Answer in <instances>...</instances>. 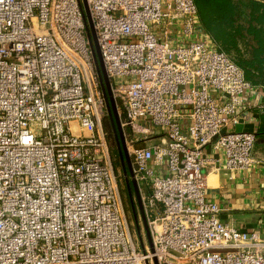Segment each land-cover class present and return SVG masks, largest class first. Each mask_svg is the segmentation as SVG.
Wrapping results in <instances>:
<instances>
[{"label":"built area","instance_id":"1","mask_svg":"<svg viewBox=\"0 0 264 264\" xmlns=\"http://www.w3.org/2000/svg\"><path fill=\"white\" fill-rule=\"evenodd\" d=\"M86 2L152 248L125 215L81 0H0V264H264V234L220 219L204 172L208 145L216 169L252 163L256 133L234 127L253 86L193 0Z\"/></svg>","mask_w":264,"mask_h":264},{"label":"crops","instance_id":"2","mask_svg":"<svg viewBox=\"0 0 264 264\" xmlns=\"http://www.w3.org/2000/svg\"><path fill=\"white\" fill-rule=\"evenodd\" d=\"M246 113L255 133L264 131V93L260 87L245 97ZM208 164L204 169L206 197L221 208L220 219L238 230L264 234V133L256 134L252 163L242 171L216 169L220 156L208 145L204 148Z\"/></svg>","mask_w":264,"mask_h":264},{"label":"trees","instance_id":"3","mask_svg":"<svg viewBox=\"0 0 264 264\" xmlns=\"http://www.w3.org/2000/svg\"><path fill=\"white\" fill-rule=\"evenodd\" d=\"M193 3L201 29L242 70L244 79L264 93V0H193ZM105 129L123 169L109 117ZM261 133L264 131L260 129L256 132ZM126 193L129 196L127 187Z\"/></svg>","mask_w":264,"mask_h":264},{"label":"water","instance_id":"4","mask_svg":"<svg viewBox=\"0 0 264 264\" xmlns=\"http://www.w3.org/2000/svg\"><path fill=\"white\" fill-rule=\"evenodd\" d=\"M81 5L83 8L84 18L87 22V29H88L87 38H88L89 45L91 47V51H92L93 60H94L95 66H96V70L99 74V81H100V85H101V89H102L103 98L105 101L106 110H107L109 118L112 122V126L116 132L118 151L120 154L121 161L123 163V173L125 176L126 186H127L128 191H129V194L131 192L130 187L132 186V188H133V190L137 196V200L139 202L140 210L142 212V217H143V220H144L145 226H146L145 215L143 212V208L141 206V201H140V196H139V191H138V185H137V182L133 176V166H132L131 159H130L128 152H127L125 145H124L123 133H122V130L120 128V120H119V118L117 116V112H116L115 99H114V97L112 95V91H111V83H110V80H109L108 75L106 73V70H105L101 55H100V51H99V47L97 44L93 23L91 20V16H90V12H89L86 0H81ZM234 129H235V131H253L254 130L253 124H242L241 120H240V123L235 125ZM128 174L130 176V180L128 178ZM146 230H147V235H148V240H149V246L152 248L150 231H149V229H147V227H146ZM155 264H157V263L155 262Z\"/></svg>","mask_w":264,"mask_h":264},{"label":"rangeland","instance_id":"5","mask_svg":"<svg viewBox=\"0 0 264 264\" xmlns=\"http://www.w3.org/2000/svg\"><path fill=\"white\" fill-rule=\"evenodd\" d=\"M115 104H116L117 116H118L119 120L121 121L123 119V115L119 113V108H118L119 102L116 99H115ZM108 117H109V115L107 114L105 116L104 120L102 121V124H103L102 126L104 128H105V122L106 123L108 122ZM120 128H121L122 133H123V139H124V145H125V138H127V136L130 133L129 128L122 127L121 122H120ZM147 137L148 138L146 140H140V141H138V143L150 144V143L154 142L156 139L155 133H151V135H148ZM109 141H110V138H109ZM144 141H146V142H144ZM129 157H130V155H129ZM130 159H131V157H130ZM131 163H132V159H131ZM132 166H133V164H132ZM116 172L118 174V183H119V187H120L121 196L123 198L125 215H126L127 220L129 222V227H130L132 232H135V236L137 237V239H138L137 241H139V244L140 245L141 244L146 245V247L148 248V247H150L148 235H147V230H146V227H147V229H149L148 216H147V212H146L145 206H144L143 201H142V196H141V192L139 190V185L137 183L140 201H141V206L143 208V212L145 215L146 226H145V222H144L143 217H142V212L140 210V206H139V202L137 200V196H136L132 186L130 187L131 192H130L129 196L126 193V187L127 186H126V182H125V176H124L123 169L121 168L120 164L117 166ZM128 178L130 180L129 174H128ZM145 191H147V190H145Z\"/></svg>","mask_w":264,"mask_h":264}]
</instances>
